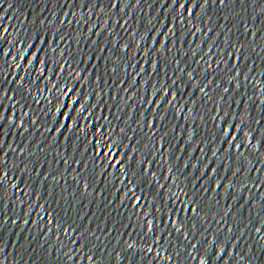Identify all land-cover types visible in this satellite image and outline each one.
Segmentation results:
<instances>
[{"label": "water", "instance_id": "95a60500", "mask_svg": "<svg viewBox=\"0 0 264 264\" xmlns=\"http://www.w3.org/2000/svg\"><path fill=\"white\" fill-rule=\"evenodd\" d=\"M83 2H87V0H27V3L24 0H16L14 7L7 15L12 16L19 11L21 18H29L26 20L28 35L39 32L48 39L49 45L54 47L56 46L54 41L59 43L56 53H52L50 49L40 53L42 59L49 61L50 67L56 68V65L52 63L54 59L63 63L59 56L61 49L72 54L71 57L66 58L69 59L76 72L87 77V80L79 82L83 91L86 94H91L94 89L99 94V100L93 97L89 101L90 104L98 103L99 105L94 110L96 115L92 119L107 118L97 121V127L105 125L106 131L112 130L111 139L118 141L116 147L121 152L119 158L124 159L127 172L125 175H121L123 170L117 171L115 168H109L107 161L96 156L99 146L90 143L93 139V136L87 135L90 129L80 130L86 123L83 120L79 122V127L69 124L72 130L64 129L62 135L54 131L59 127V124L53 120L54 108L60 106L58 101L51 106L52 112L44 115L41 109L46 111L50 107L47 100L42 99L40 104L29 100L31 104L29 111L35 110L33 118H38L39 123L32 125L28 122L26 124L28 132H24L23 128L13 129V135L5 137L4 151L8 153L5 157L7 164L0 168V172L9 173L2 183V187L12 222L15 221L13 226L23 264H73V261L66 260L63 255L68 252L69 248L75 249L73 253L77 257L75 264H93V262L84 259L86 255L95 257L94 264H129L125 259L117 261L114 253L121 251L125 247V242L136 241L138 247H147V244L141 239L145 231L141 227L144 223L142 214L153 213V204L161 211L149 215L147 218L158 217L155 219V223L161 227L165 216L171 215L168 208L180 206L171 201L167 206L164 205V201L169 200L170 193L180 194L183 200L191 197L201 203L206 210L213 209L215 205L216 197L211 192L198 190L201 186L209 188L212 186L211 182L205 185L207 176L196 180L195 177L199 175V172L191 167H184L185 161L189 165L198 163L197 157L200 156V152L196 149L204 147L205 152H208V142L212 141L214 133L217 132L216 125L223 123L219 119H212L213 115H217L212 110L215 104L205 105L201 94L192 90L194 95L184 96L181 100V103L193 99L196 101L195 105L188 103V107L194 108V112L185 113L189 116V119L185 121L181 119L180 114L167 105L157 110L154 105L144 103L142 98L150 101L156 99L153 94V85L159 88L170 83L168 77L173 76L174 66L166 65L165 59L158 58L155 54L145 57L144 52L140 49H135V54L131 49L127 53H122L118 47L113 46V42L121 46L130 42L131 48H135L136 42L139 41V35L133 37L130 32H125L123 28L119 27V23H122V14L116 9L107 7L110 0H95L97 7L93 9L94 16L92 12L88 11V8L83 7ZM132 3L134 4L135 0H132ZM88 6L92 7V4L89 3ZM120 6L123 8L124 4L121 3ZM4 8H7V4L4 5ZM126 11L129 14L123 19L128 20V27L131 30H135L141 35H143V28L149 26L148 20L151 17L163 20L165 27L172 26L168 23L166 10L162 9L159 3L154 4L152 8L141 5L139 8L126 9ZM53 12H55V16H53ZM65 12L75 13L74 16H69L67 19L82 21V17H86L87 21L86 23L82 21L71 25H60L58 20L64 18ZM235 12L240 13L245 19L248 17V13L241 12L239 5L236 6ZM133 13L135 17L141 18L139 23L133 17ZM209 15H213V13H209ZM224 15H226L224 12L213 15L214 24L223 23L228 27L235 24L232 32L228 33L233 42L249 39L247 36L241 35L243 25L240 20L235 18V14H233L231 22L223 20ZM40 20L50 21V25L40 24ZM153 23L157 28L160 27L156 21ZM198 26L204 27L202 24ZM11 27L15 34V29L21 27L20 19L14 20ZM57 27L61 29L59 35L68 34V38L63 42L59 41V36L52 35L56 32ZM88 28H92V31H88ZM164 30L161 29V31ZM215 31L219 32L221 29L215 28ZM94 33H99V35ZM197 35L200 37L199 39L185 33L184 39L201 45L203 50L199 52V55H204L207 52V47L203 43L204 38L202 34ZM210 35L214 36V33H210ZM11 38L10 36L9 39ZM214 38L218 41V47H223L225 52L231 51L230 48L224 46L223 36H214ZM207 43L212 44V40L209 39ZM260 45L264 47V41H260ZM147 46L148 41L145 40L141 47ZM169 46L171 47V45ZM179 47L180 51L174 49L173 52L167 54L168 57L175 55L177 59H182L181 67L188 64H191L192 68L203 67V65L192 63V60L198 59V56L185 59V53L189 57L191 56L189 47L184 45ZM102 49H109V51L105 52ZM213 51H217V49H213ZM245 54L249 55V53ZM13 55H16L15 50H13ZM93 55L97 58L90 59ZM261 55L264 56V53ZM5 59L11 63L10 58L6 57ZM146 59H159V63L165 67L159 69L157 75L151 74L152 70L149 65H143L146 69L145 74L136 77L135 73L138 69H133L128 65L142 64ZM253 63L256 67L252 75L256 76L259 81H264V59H257L254 54H251L250 60L241 62L240 68L246 72ZM92 66H95V75H92ZM22 67L28 68L24 64ZM113 67L117 68L116 73L111 71ZM39 70V65H35L34 69H28L31 75H27L24 71H13L5 65L6 72H11L14 76H24L26 81L36 78ZM208 72L211 73L208 79H216L217 73L213 69H209ZM96 76L100 77L99 82L96 81ZM133 78L138 83H133ZM197 78L201 79L199 76ZM240 79L245 83V87L234 89V83H227L228 76L220 73V80L217 82L221 83V89H217L216 93L209 94L216 95L218 100V93L222 92V88L229 87L234 90L225 94V99L221 102L222 108L229 112L239 113L241 106L234 105V101L239 100L242 104L247 105L248 113L253 119L264 115V105L259 103L260 100H264V93H260L259 90L254 91L248 82H244L242 77ZM125 81L126 84L123 83ZM146 81H150V83H146ZM37 83L40 84V87H44L45 84L48 88L52 87L51 83L38 80ZM69 84L75 86L73 81H69ZM125 87L129 90L123 91L122 89ZM259 88H264V82L259 84ZM32 95L38 99L46 96L47 99L55 100L59 93H37L34 88ZM250 96L253 97L252 100L248 99ZM256 105H259V108ZM161 116L164 119H161ZM200 117L204 118L200 119ZM55 120L59 121L60 117L56 115ZM108 121L111 123L109 124ZM232 122L237 123L238 120ZM44 128H51L53 131L45 132ZM121 128L124 129L123 133L119 132ZM193 129H195V135L190 142L188 134ZM247 130L245 128V131ZM95 138L99 139V135L96 134ZM201 141H205V143H201ZM8 145H11V148ZM217 146L218 142L211 143V147ZM219 147H224V145L219 143ZM41 148L43 151L40 150ZM12 149H16V151H12ZM125 153L127 156L133 157L134 161H141L140 166L137 167L133 161L127 160L124 156ZM64 161L67 163L65 164ZM149 162L151 163L149 164ZM199 167L202 169L203 163H199ZM145 168L149 172L157 173V178L170 177L168 180H160V183L165 185L164 189H160L158 184L149 182L152 178L150 175L144 174L143 169ZM169 168L172 169L171 172L168 171ZM85 184L88 185L87 188H85ZM13 185L17 187H13ZM130 188L133 189L132 192H129ZM181 189L188 195H182ZM136 197H142L141 207L134 206ZM225 203H232V201H221V204ZM215 207L221 212L225 210L219 206ZM41 216L45 219L41 220ZM237 219L240 220V217ZM50 220H54L56 223L48 224L47 221ZM25 221L28 222L25 223ZM240 222L242 224L245 221L240 220ZM47 228H52L53 231L47 232ZM65 230L70 234L71 239L78 241V245L70 244L69 235L65 234ZM163 234V232H157V235ZM148 242L151 243V234ZM247 242H254V240L253 236L245 230L240 247L243 248L244 243ZM109 253H113V255H109ZM140 264H149V259L145 258ZM156 264H165V262L156 261Z\"/></svg>", "mask_w": 264, "mask_h": 264}, {"label": "snow or ice", "instance_id": "6c2138e0", "mask_svg": "<svg viewBox=\"0 0 264 264\" xmlns=\"http://www.w3.org/2000/svg\"><path fill=\"white\" fill-rule=\"evenodd\" d=\"M15 2L16 0H0V168L7 164L5 157L8 153L4 151L5 137H11L13 129L23 128L24 132H28L29 129L26 126L28 122L32 125L39 123L38 118H33L35 110L29 111L31 109L29 100L40 104L42 99H46L50 107L46 111L41 109L44 115L52 112L51 106L57 101L60 104L59 107L54 108L53 120L59 124V127L55 128L54 131L62 135V130H72L69 124L73 127H79V122L83 120L86 123L84 128L80 130L90 129L87 132V135L93 136L90 143L99 146L96 156L107 161L109 168H115L117 171L123 170L121 175H125L127 168H125L124 159L119 158L121 152L116 147L118 141L111 139L112 130L106 131L105 125L97 127V121L107 118L96 117V120L92 119L96 115L94 110L99 105L98 103L90 104L89 101L93 97L99 100V94L94 89L91 94H86L83 91L79 82L80 80H87V77L76 72L69 59L66 58L71 57L70 52L63 49L59 51L63 63L54 59L52 63L56 65L55 69L49 66L47 59L41 58L40 53L46 50L50 49L52 53H56L59 43L54 41L56 46L49 45L48 39L39 32L28 35L26 20L29 18H21L19 11L12 16L7 15L14 7ZM24 2L27 3V0ZM89 3L92 4V7L88 6ZM121 3L124 4L123 8L120 6ZM157 3L166 10L168 23L172 25L171 27H165L164 21L158 20L157 17H151L148 20L149 26L143 28V35L128 27V20L123 19L129 14L126 9L139 8L141 5L152 8ZM5 4H7V8H4ZM237 5L240 6L242 13H248L247 19L235 12ZM83 7L88 8V11L92 12L93 16L95 15L93 12V9L97 7L95 0L83 2ZM107 7L116 9L122 14V23H119V27L123 28L125 32H130L133 37L139 35V41L136 42L135 48H131L130 42L124 43L122 46L113 42L114 47H118L122 53H127L131 49L134 54L135 49H140L144 52L145 57L155 54L158 58L165 59L166 65L174 66L173 76L168 77L170 83L159 88L153 85V94L156 99L150 101L142 98L144 103L154 105L157 110L167 105L180 114L182 120L186 121L189 116L185 113L194 112V108L188 107V103L195 105L196 101L193 99L181 103V100L184 96L194 95L192 90H195L201 94L205 105L215 104L212 110L217 115H213L212 119H219L223 122L216 125L217 132L214 133L212 141L208 142V152H205L204 147L196 149L200 152V156L197 157L198 163L191 165L187 161L184 163L185 168L191 167L199 172V175L195 177L196 180H201L207 176L205 185L211 182L210 188L201 186L198 190L211 192L216 197L213 209L206 210L201 203L191 197L183 200L180 194L170 193L169 200L164 201V205L167 206L168 202L171 201L180 206L168 208L171 215L165 216L162 227L155 223V219L158 217L147 218L149 215L161 211L154 204L152 205L153 213L142 214L144 223L141 227L145 231L141 239L144 240L147 247H138L136 241L125 242V247L114 253L116 260L125 259L129 264H140L145 258L149 259V264H156V261H164L165 264H264V115L253 119L248 113L247 105L242 104L239 100L234 101V105L241 106L239 113L229 112L221 107L225 94L234 89L245 87L241 77L244 82L251 85L254 91L259 90L260 93H264V88H259V84L264 81H259L256 76L252 75L256 65L253 63L246 72L240 68L241 62L250 60L251 54H254L257 59H264V56L261 55L264 53V47L260 45V41H264V0H135L134 4L132 0H110ZM101 10L103 11V9ZM220 12L226 13L222 19L229 22L235 14V18L240 20L243 25L241 35L247 36L249 39L233 42L228 33L232 32L235 24H232V27L223 23L214 24L213 15ZM209 13H213V15H209ZM74 15V12H65L64 18L59 19L58 23L60 25H71L82 21L86 23V17H82V21L67 19V17ZM53 16H55V12H53ZM133 17L137 23L140 22L141 18L135 17L134 13ZM17 19H20L21 27L16 28L15 34H13L11 25ZM153 21L159 23L160 27L157 28ZM39 23L50 25V21L40 20ZM201 24L204 27L198 26ZM181 25L183 27H180ZM215 28H219L221 31L216 32ZM161 29L165 30L161 31ZM60 31L61 29L57 27L56 32L52 35L59 36V41L63 42L68 38V34L59 35ZM88 31L91 32L92 28H88ZM22 33L23 35H21ZM185 33L196 39L200 38L197 34H202L207 52L204 55H199V52L203 50L201 45L185 41ZM210 33H214V36H223L224 46L230 48L231 51L225 52L223 47H218V41ZM94 34L99 35V33ZM10 36L11 39H9ZM209 39L212 40V44L207 43ZM33 40L35 42H32ZM145 40L148 41V46L142 48L141 44ZM93 43L96 42L93 41ZM181 45L189 47L191 51L190 57L185 53V59L198 56V59L192 60V63L203 65L202 68H192L191 64L181 67L182 59H177L175 55L168 57L167 54L173 52L174 49L180 51L179 46ZM213 49H217V51H213ZM13 50L16 51V55H13ZM102 51L107 52L109 49H102ZM245 53H249V55ZM6 57L10 58L11 63L5 59ZM96 58L94 55L90 57V59ZM22 64L27 65L28 68H23ZM5 65L13 71H24L27 75H31L28 69H34L35 65H39L40 70L36 78L32 81H26L24 76H14L11 72H6ZM143 65H149L152 70L151 74L157 75L159 74L158 70L165 67L159 63V59H146L142 64L132 63L128 66L138 69L135 76L139 77L146 72ZM92 67V75H95V66ZM209 69H213L217 73L216 79H208L211 74L208 72ZM111 71L116 73L117 68L113 67ZM220 73L228 76L227 83H234V89L223 87L222 92L218 93L219 99L217 100L216 95L209 93H216L217 89H221V83L217 82L220 80ZM197 76L201 79H198ZM95 78L97 82L100 81V77L96 76ZM37 80L51 83L52 87L48 88L47 84L40 87ZM69 81H73L75 86L70 85ZM123 83L126 84V81ZM133 83H138V81L133 78ZM146 83H150V81H146ZM34 88L37 93H59V95L56 96L55 100L47 99L46 96L38 99L32 95ZM122 90L128 91L129 89L125 87ZM248 99L252 100L253 97L250 96ZM161 101L163 103H160ZM259 103L264 105V100H260ZM256 107L259 108V105ZM56 115L60 117L59 121L55 120ZM117 118L119 119V117ZM203 118L200 117V119ZM161 119L164 117L161 116ZM235 120L238 122L233 123L232 121ZM108 123L110 124L111 121ZM245 128L248 130L245 131ZM44 131L51 132L53 129L44 128ZM119 132L123 133L124 129H119ZM20 134L23 135V133ZM96 134L99 135V139L95 138ZM194 135L195 129L188 134L190 142ZM213 141L218 142V146L215 148L211 147ZM201 143H205V141H201ZM219 143H222L224 147H219ZM8 147L11 148V145ZM105 148L108 150L105 151ZM40 150L43 151L42 148ZM12 151H16V149H12ZM124 156L127 160L133 161L137 167L142 163L141 161H134V158L127 156L126 153ZM64 163L66 164L67 161ZM199 163H203L202 169L199 167ZM25 167L27 166L25 165ZM168 171L171 172L172 169L169 168ZM143 172L145 175H150L152 179L149 182L158 184L160 189L165 188L160 180L170 179L169 176L157 178V173L149 172L146 168L143 169ZM8 175V172H0V184ZM121 182L123 183V181ZM87 186L85 184V188ZM13 187L17 186L13 185ZM132 191L133 189L130 188L129 192ZM180 193L185 196L188 195L183 189L180 190ZM229 200L232 203L221 204V201ZM0 203H3L2 198H0ZM134 206H142V197L135 198ZM215 206L225 210L221 212L216 210ZM238 217L245 222L241 224L240 220L237 219ZM40 219L44 220L45 217L41 216ZM27 222L25 221V223ZM47 223L55 224L56 222L50 220ZM56 226L59 227L58 224ZM245 230L253 236L254 242L244 243L243 248H241ZM52 231V228H47V232ZM158 231L164 234L157 235ZM65 234L69 235L70 244L78 245V241L71 239L67 230H65ZM150 234L151 243L148 242ZM97 239L99 238L97 237ZM3 251V247H0V253ZM74 251L75 249L69 248L68 252L63 253L66 260L73 261V264L77 259L73 255ZM122 252L124 253L123 256ZM109 255H113V253H109ZM84 259L94 264V256L86 255ZM0 264H4V261L0 260Z\"/></svg>", "mask_w": 264, "mask_h": 264}]
</instances>
